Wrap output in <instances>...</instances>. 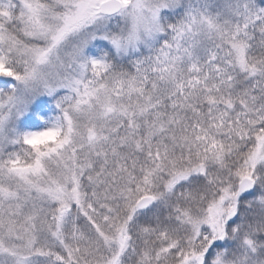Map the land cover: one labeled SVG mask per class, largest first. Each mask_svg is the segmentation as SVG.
Listing matches in <instances>:
<instances>
[{
    "label": "snow or ice",
    "instance_id": "snow-or-ice-1",
    "mask_svg": "<svg viewBox=\"0 0 264 264\" xmlns=\"http://www.w3.org/2000/svg\"><path fill=\"white\" fill-rule=\"evenodd\" d=\"M0 264H264V0H0Z\"/></svg>",
    "mask_w": 264,
    "mask_h": 264
}]
</instances>
